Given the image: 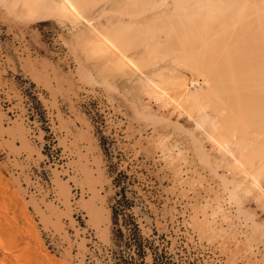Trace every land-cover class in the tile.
<instances>
[{
	"label": "rangeland",
	"instance_id": "374dc122",
	"mask_svg": "<svg viewBox=\"0 0 264 264\" xmlns=\"http://www.w3.org/2000/svg\"><path fill=\"white\" fill-rule=\"evenodd\" d=\"M4 6L0 172L27 201L33 247L62 264H116L136 253V222L147 264L163 255L168 264H264V199L252 188L229 201L232 178L209 145L198 148L194 122L100 72L76 46L80 26L25 21ZM106 17L114 20L95 13ZM226 116L224 125L239 124Z\"/></svg>",
	"mask_w": 264,
	"mask_h": 264
},
{
	"label": "bare ground",
	"instance_id": "6f19581e",
	"mask_svg": "<svg viewBox=\"0 0 264 264\" xmlns=\"http://www.w3.org/2000/svg\"><path fill=\"white\" fill-rule=\"evenodd\" d=\"M0 2L25 21L51 17L80 26L76 46L100 72L126 77L138 86L134 96L194 122L198 148L209 145L220 155L214 166L221 163L232 178H224L233 183L230 202L252 188L264 199V0ZM107 10L114 20L95 19ZM223 110L238 119L235 128L222 123ZM8 181L0 172V264H62L30 244L27 201Z\"/></svg>",
	"mask_w": 264,
	"mask_h": 264
},
{
	"label": "trees",
	"instance_id": "16d2710c",
	"mask_svg": "<svg viewBox=\"0 0 264 264\" xmlns=\"http://www.w3.org/2000/svg\"><path fill=\"white\" fill-rule=\"evenodd\" d=\"M117 195H122L123 198H125V193L124 190L122 192L118 191ZM123 209H125V206H122ZM119 212L120 209L118 210H113V217H114V223L117 224L116 220L119 216ZM134 232L130 233L128 235L129 241L130 243L132 242L131 245L135 246V255H129V257H120L118 259V261H116V264H135V262H139V264H147L145 263V257L147 255L145 248H144V244H143V236L140 233V229L138 227V224L136 222H134ZM123 235L122 231H119V237L121 238ZM127 243V244H130ZM166 257L161 256L160 261H157V258L153 259V263L152 264H168L167 262H165L163 259H165Z\"/></svg>",
	"mask_w": 264,
	"mask_h": 264
}]
</instances>
